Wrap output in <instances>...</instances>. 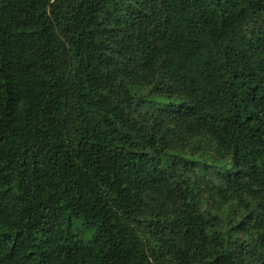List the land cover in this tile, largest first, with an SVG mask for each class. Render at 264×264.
Returning a JSON list of instances; mask_svg holds the SVG:
<instances>
[{
    "label": "trees",
    "instance_id": "16d2710c",
    "mask_svg": "<svg viewBox=\"0 0 264 264\" xmlns=\"http://www.w3.org/2000/svg\"><path fill=\"white\" fill-rule=\"evenodd\" d=\"M0 264H264V0H0Z\"/></svg>",
    "mask_w": 264,
    "mask_h": 264
}]
</instances>
